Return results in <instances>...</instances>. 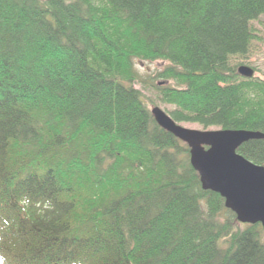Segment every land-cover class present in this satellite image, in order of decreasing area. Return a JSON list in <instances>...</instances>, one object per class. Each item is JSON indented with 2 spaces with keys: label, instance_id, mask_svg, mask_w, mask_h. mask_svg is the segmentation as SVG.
Instances as JSON below:
<instances>
[{
  "label": "trees",
  "instance_id": "16d2710c",
  "mask_svg": "<svg viewBox=\"0 0 264 264\" xmlns=\"http://www.w3.org/2000/svg\"><path fill=\"white\" fill-rule=\"evenodd\" d=\"M263 14L264 0H0V264H264L263 226L203 189L135 87L179 123L264 133V79L231 64ZM238 151L264 166V139Z\"/></svg>",
  "mask_w": 264,
  "mask_h": 264
},
{
  "label": "water",
  "instance_id": "95a60500",
  "mask_svg": "<svg viewBox=\"0 0 264 264\" xmlns=\"http://www.w3.org/2000/svg\"><path fill=\"white\" fill-rule=\"evenodd\" d=\"M254 72L247 65L238 68V73L246 78L252 77ZM151 111L162 128L189 146L190 161L200 176L203 189L219 193L238 221L260 223L264 229V166L238 151L247 141L264 139V133L222 127L187 128L159 106Z\"/></svg>",
  "mask_w": 264,
  "mask_h": 264
},
{
  "label": "rangeland",
  "instance_id": "374dc122",
  "mask_svg": "<svg viewBox=\"0 0 264 264\" xmlns=\"http://www.w3.org/2000/svg\"><path fill=\"white\" fill-rule=\"evenodd\" d=\"M253 26L256 29V33L258 35L257 39L253 40L252 47L248 54L246 55H235L231 58V64L235 66L237 69L241 65H247L249 67H252L255 69V76L264 79V14L261 15L258 19L253 21ZM137 69L140 71L141 74H147L150 72H153L158 67H164L165 63L163 61H155L153 63L145 62L141 63L137 60ZM135 87L142 90V92L145 95V99L147 104L152 108L153 106H159L165 111H169V109L172 108L171 105L164 104L163 102L159 101L158 99L153 102V99L155 98V92L147 91V89H144L143 86L136 82ZM181 125L187 127V128H193V129H205L204 126L198 123L193 122H182ZM220 126H211L208 127V129H219Z\"/></svg>",
  "mask_w": 264,
  "mask_h": 264
}]
</instances>
